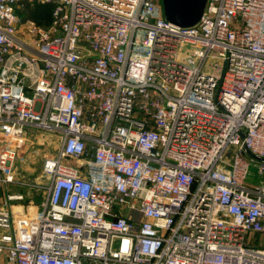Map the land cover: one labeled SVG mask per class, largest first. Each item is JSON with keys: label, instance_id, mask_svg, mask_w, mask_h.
<instances>
[{"label": "built area", "instance_id": "1", "mask_svg": "<svg viewBox=\"0 0 264 264\" xmlns=\"http://www.w3.org/2000/svg\"><path fill=\"white\" fill-rule=\"evenodd\" d=\"M37 132L46 197L0 210V264H264V0L192 27L162 0H0V184Z\"/></svg>", "mask_w": 264, "mask_h": 264}, {"label": "rangeland", "instance_id": "2", "mask_svg": "<svg viewBox=\"0 0 264 264\" xmlns=\"http://www.w3.org/2000/svg\"><path fill=\"white\" fill-rule=\"evenodd\" d=\"M53 7L31 5V12L27 18L36 27L48 28ZM57 135L53 133L37 132L31 137L28 145L19 154L15 166L16 183L0 184V210L9 211L17 221L35 216L46 197V178L42 174V166L46 157L52 155L58 147ZM257 167H251L248 184L261 181L257 174ZM23 196L21 200H11L12 196Z\"/></svg>", "mask_w": 264, "mask_h": 264}, {"label": "water", "instance_id": "3", "mask_svg": "<svg viewBox=\"0 0 264 264\" xmlns=\"http://www.w3.org/2000/svg\"><path fill=\"white\" fill-rule=\"evenodd\" d=\"M162 4L167 21L180 27H192L202 19L207 0H162Z\"/></svg>", "mask_w": 264, "mask_h": 264}, {"label": "trees", "instance_id": "4", "mask_svg": "<svg viewBox=\"0 0 264 264\" xmlns=\"http://www.w3.org/2000/svg\"><path fill=\"white\" fill-rule=\"evenodd\" d=\"M31 5H39V6H44V7L51 6V5L39 4V3L28 2V1L23 2L21 4L20 8L18 9V15L20 16V18L22 19L23 22L29 21L27 18L29 17L30 13H32L31 12ZM51 7H53V6H51ZM51 20H52V13H51L50 24H51Z\"/></svg>", "mask_w": 264, "mask_h": 264}]
</instances>
